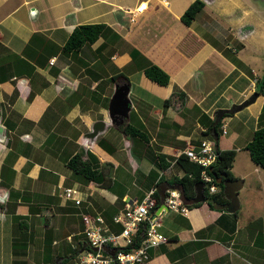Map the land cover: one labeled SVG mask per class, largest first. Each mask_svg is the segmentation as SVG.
<instances>
[{
  "label": "crops",
  "instance_id": "1",
  "mask_svg": "<svg viewBox=\"0 0 264 264\" xmlns=\"http://www.w3.org/2000/svg\"><path fill=\"white\" fill-rule=\"evenodd\" d=\"M191 1L0 0V264L12 261L13 247L24 232L30 245L20 256L29 258L38 247L39 264L48 263L50 254L52 264H73L72 258L63 259L68 251L56 252L60 245L81 248L77 213H104L112 207L114 212L121 201L139 199L160 174L179 176L182 170L173 158L186 143L209 138L220 149L247 153L243 146L252 131L264 126V95L255 89L264 74V0H201V8L185 24L180 14ZM138 4H143L140 11L135 10ZM88 22H101L109 30L77 49H62L72 28ZM131 48L168 74L166 84L144 75L130 57ZM20 57L33 71L14 75ZM122 84L130 107L127 115L113 119L109 98ZM178 90L183 93L162 104ZM253 92L256 96L238 108ZM216 114L218 133H204L207 119ZM95 120H102L104 127L87 136ZM128 122L147 133L144 144L170 158L154 179L148 176L154 164L130 149L131 138L123 132ZM125 140L123 164L119 151ZM144 144L138 142L137 149L142 151ZM86 150L110 163L104 172L113 179L111 188L72 178L65 160L76 151L85 159ZM119 165L129 173L127 182L121 173L116 181ZM257 166L253 163L244 172H258ZM228 170L242 181L239 195L244 173H235L232 165ZM64 185L78 186L79 206L57 195ZM155 186L161 193L172 185L161 181ZM131 187L140 193L130 194ZM237 209L229 212L202 201L184 213L167 210L160 229L168 240L151 248L148 260L138 264L249 263L244 256L255 264L252 257L258 251L235 228ZM45 241L52 253L43 247Z\"/></svg>",
  "mask_w": 264,
  "mask_h": 264
},
{
  "label": "trees",
  "instance_id": "2",
  "mask_svg": "<svg viewBox=\"0 0 264 264\" xmlns=\"http://www.w3.org/2000/svg\"><path fill=\"white\" fill-rule=\"evenodd\" d=\"M203 2L201 0H192L182 11L180 14V19L183 23L188 24L190 21L194 18L195 13L201 8ZM108 29L109 26L106 24H103L101 22H88V23H80L75 25L72 30L69 32L66 40L64 41L62 45V49L65 50H74L79 48L82 44L85 42H91L95 38H97L99 35L104 34L103 30ZM130 57L132 61L139 67L142 68L143 73L146 77L149 79L159 83V84H166L168 80V74L157 64L151 62L147 58L143 57L136 49L131 48L129 50ZM135 52V53H134ZM15 55V54H14ZM137 56H140L143 58L144 62L140 63L138 62ZM19 68L16 70H13L16 72V74L21 73H29L33 71L34 67L31 63H29L26 59L20 57L17 58ZM21 62V63H20ZM11 74V73H9ZM255 89L258 92H261L264 95V74L256 80L255 82ZM179 92L172 91L170 97L165 98L162 101L163 105H167L174 96V93H177L181 95L183 92L178 90ZM30 95V92H29ZM227 113V112H225ZM224 113V114H225ZM219 124V119L217 121H214V117L208 118L204 133L211 129V133H218L217 132V126ZM123 132L127 137L131 138L132 144H131V151L135 155H139L140 153L149 161H151L154 164L155 168H150L148 171V176H151L152 179L157 176L158 172L157 170H163L166 168L170 163V158H167L166 154L153 150L148 144H144L147 142V133L138 127L132 125V123H126L123 126ZM99 144H102V141L98 140ZM138 142H142L144 144V147L141 151V149H137L136 144ZM216 144V141H214ZM142 145V144H141ZM248 153L249 158L251 161L260 167L264 168V126L258 125L251 133V136L249 140L244 144L243 146ZM235 154L234 148H224L220 149L216 145V157L215 160L205 168L206 172L212 176L213 183L218 187V189L213 193H208L207 188L203 187V192L205 195H211L215 198V200H226V198L223 196L222 192V185L220 182H216L214 179L218 174L225 172L226 176L233 177L231 172L228 170V168L231 165V162L233 160ZM174 163L178 167L181 168L182 173L178 175H171L169 178H164L163 175H159V177L155 180L154 185L158 184V182L166 181V183L172 185L173 187L178 188L180 196L183 200V202L187 205V207L196 206L200 202H194L193 201V195H194V184L197 181H201L200 178V171L202 169V166L198 164L197 162H194L192 160H189L183 153L177 154L174 158ZM65 164L69 169L71 170V176L74 179H77L78 181L82 183H87L89 181H95L99 185L111 188V183H113V179H111L110 175L107 174V172H104V165L110 164L109 162H100L97 157L89 150H86V158H81V152L76 151L72 155H70L66 160ZM210 167V169H209ZM155 191L153 192V195L155 196L156 200H159L160 193H159V187L155 186ZM121 197V195H119ZM120 200V198H119ZM122 204H119V206ZM209 206L212 207L211 203H208ZM114 208L108 212L104 211V215L106 218H109L110 215L113 213L112 211ZM235 213V211H234ZM72 254L67 255L64 257V261L68 259V257H71ZM53 260L50 262L42 263V264H52Z\"/></svg>",
  "mask_w": 264,
  "mask_h": 264
},
{
  "label": "built area",
  "instance_id": "3",
  "mask_svg": "<svg viewBox=\"0 0 264 264\" xmlns=\"http://www.w3.org/2000/svg\"><path fill=\"white\" fill-rule=\"evenodd\" d=\"M143 4L135 7L140 11ZM133 10H131L132 12ZM134 12V11H133ZM132 19V17H131ZM225 132V128H221ZM180 153L202 166L200 178L208 192L216 190L212 176L205 170L216 157L214 139L202 138L197 144L186 143ZM150 186L139 199L129 198L106 218L101 210L79 211L80 249L75 252L73 264H138L149 258V250L166 242L168 236L161 231L163 214L167 210L184 213L187 205L179 190L166 186L156 200ZM81 191L76 185L60 186L57 195L80 205Z\"/></svg>",
  "mask_w": 264,
  "mask_h": 264
},
{
  "label": "rangeland",
  "instance_id": "4",
  "mask_svg": "<svg viewBox=\"0 0 264 264\" xmlns=\"http://www.w3.org/2000/svg\"><path fill=\"white\" fill-rule=\"evenodd\" d=\"M143 56V55H142ZM144 57V56H143ZM85 79V78H84ZM124 142V148L119 151V154L122 156H119L122 158L121 162L124 164V162L127 159V141ZM58 145V144H57ZM252 162L250 161L249 157L247 156V153L244 149H241L237 151L235 154L231 165L233 166V169L235 173H244V186L241 189L238 199L239 200V207L237 209V214L239 216V220L235 222V228L238 229V234L241 235L242 232H244V237L250 240L249 243H252L254 246L253 249L258 251L256 256L252 259L256 260L255 264H264V168L257 166L258 172H244L246 170L251 169ZM254 166V165H253ZM256 166V165H255ZM119 168L117 169L116 174V181H120L119 173L123 176L122 180L123 182H127L126 178L128 177V174L126 169L123 167V165H119ZM130 169V167H128ZM121 169V170H120ZM130 191V194L140 193V190L137 191L136 187H131L128 192ZM115 203H118V199L115 200ZM167 211L164 213L166 214ZM169 214V212H168ZM167 214V215H168ZM251 229V230H250ZM250 230V233H249ZM17 232L16 235H20V231L16 229ZM29 233H23L22 239H17L18 242L13 247V256L12 261H10V264H39V257L41 255V250L38 251V247L35 248L36 252L34 251L30 252V257H24L20 255H24L26 252L27 247H29V239H28ZM250 235V236H249ZM39 238V236H38ZM35 244H40L42 241L35 240ZM46 247L51 253L52 247L48 246V242H43V247ZM74 247V246H73ZM32 248V247H31ZM71 248V249H70ZM64 247L60 245V249L56 252L57 254L62 253L63 251H68L69 256L66 260H73L75 258V252L76 249H72V247ZM46 249L44 250L45 256H46ZM41 252V253H40ZM40 253V254H39ZM34 255V260L32 257ZM53 256L52 254L49 255V262L52 260ZM245 260L249 261V263L243 261V259H240V264H251V260L244 256ZM8 261V262H9ZM35 261V262H34ZM68 261V262H69ZM6 262L5 264H7ZM70 264V262H69ZM254 264V263H253Z\"/></svg>",
  "mask_w": 264,
  "mask_h": 264
},
{
  "label": "water",
  "instance_id": "5",
  "mask_svg": "<svg viewBox=\"0 0 264 264\" xmlns=\"http://www.w3.org/2000/svg\"><path fill=\"white\" fill-rule=\"evenodd\" d=\"M257 92H253L245 101L241 102L237 105L238 108L250 102L255 96ZM130 107V100L127 96V87L125 84H122L114 89L111 97L109 98L108 103V114L111 118L114 119L116 115L125 116L127 115V110ZM219 115H215L214 121H217ZM104 127V122L102 120H95L91 125V130L86 132L87 136H94L97 131H100ZM4 127L0 124V138L3 139ZM216 136V135H215ZM215 138V137H214ZM210 169V167H209ZM216 182H220L222 185V192L227 199L226 202H218L215 200L213 196L205 195L203 192V182L197 181L194 184V202H202L206 201L211 203L215 208L225 209L229 212H233L238 207V200L236 191L241 186V179L236 177H228L225 172L218 174V176L214 179Z\"/></svg>",
  "mask_w": 264,
  "mask_h": 264
}]
</instances>
